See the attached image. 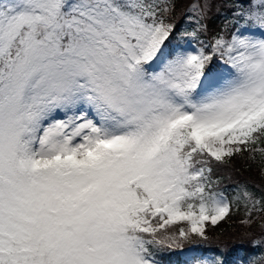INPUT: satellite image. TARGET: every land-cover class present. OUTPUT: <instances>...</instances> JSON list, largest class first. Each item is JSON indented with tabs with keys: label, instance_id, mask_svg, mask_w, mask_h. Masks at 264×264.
Segmentation results:
<instances>
[{
	"label": "snow or ice",
	"instance_id": "obj_1",
	"mask_svg": "<svg viewBox=\"0 0 264 264\" xmlns=\"http://www.w3.org/2000/svg\"><path fill=\"white\" fill-rule=\"evenodd\" d=\"M210 7L177 32L176 0H0V264H225L209 229L264 213L212 179L264 161V0L208 37Z\"/></svg>",
	"mask_w": 264,
	"mask_h": 264
},
{
	"label": "trees",
	"instance_id": "obj_2",
	"mask_svg": "<svg viewBox=\"0 0 264 264\" xmlns=\"http://www.w3.org/2000/svg\"><path fill=\"white\" fill-rule=\"evenodd\" d=\"M191 0H176V10L174 13L175 22L177 23V32L181 30H191V25L186 22V16L184 14V9L187 8ZM211 5L208 13L206 23L208 25V37L213 33L218 32L225 23V18L229 17L231 10L229 5L232 3V0H209ZM204 37V35H201ZM218 165V164H217ZM264 165V161L260 157H257L251 162L245 163L243 161L237 162L233 160L228 164L227 168H220L221 181H224L232 176L227 175L226 173H238L239 176H236L237 181L240 185H247L250 191H252L257 198L264 196V176L261 175V167ZM229 182V180H228ZM233 193V192H232ZM244 214V208L241 206L239 211H234V216ZM258 216V219H264V213H253ZM211 237L218 240L219 243L229 240L227 236L224 235V232L230 235H247V230L245 226L238 223L227 224L225 227L214 228L212 229ZM223 238V239H222ZM242 248V247H241Z\"/></svg>",
	"mask_w": 264,
	"mask_h": 264
},
{
	"label": "rangeland",
	"instance_id": "obj_3",
	"mask_svg": "<svg viewBox=\"0 0 264 264\" xmlns=\"http://www.w3.org/2000/svg\"><path fill=\"white\" fill-rule=\"evenodd\" d=\"M199 251V250H198ZM189 252L185 251L181 254V258H180V264H184L185 260L188 258L189 256ZM163 264H168V263H163Z\"/></svg>",
	"mask_w": 264,
	"mask_h": 264
}]
</instances>
